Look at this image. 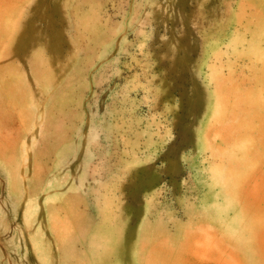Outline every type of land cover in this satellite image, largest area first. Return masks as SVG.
Wrapping results in <instances>:
<instances>
[{
  "label": "rangeland",
  "instance_id": "1",
  "mask_svg": "<svg viewBox=\"0 0 264 264\" xmlns=\"http://www.w3.org/2000/svg\"><path fill=\"white\" fill-rule=\"evenodd\" d=\"M15 11L0 8V264L54 255L67 195L71 213L91 201L96 239L125 228L131 264H264V0ZM118 140L125 183L108 182Z\"/></svg>",
  "mask_w": 264,
  "mask_h": 264
},
{
  "label": "crops",
  "instance_id": "2",
  "mask_svg": "<svg viewBox=\"0 0 264 264\" xmlns=\"http://www.w3.org/2000/svg\"><path fill=\"white\" fill-rule=\"evenodd\" d=\"M36 0H0V8H15L17 9V15L21 9H25L29 7ZM19 17V16H18ZM118 149L117 154L114 155V164L110 165L108 169V182H112L114 176L115 179L118 178L119 182H126V177L130 175V168L132 164V149L131 145H127L125 141L121 143V140H118ZM112 153V152H110ZM112 156V155H111ZM52 169L49 168L48 165L46 167V183L50 180V186L52 185L51 181ZM67 181V179H66ZM110 185V184H109ZM112 187V186H111ZM126 190L123 189L120 191V197L124 199ZM88 194L92 199L91 192ZM70 196L67 195V198L64 202V211L62 212L63 216V234L62 237L56 241H54L55 245L53 247L54 255L45 256L44 261L38 260V257L33 254L34 252L30 250L26 256L21 257V264H131V252H130V244L125 240V228L123 227L120 231L123 233L122 238L119 240H105L100 241L96 239L97 233L99 232V228L97 225H87L83 227L80 225L83 223L82 217L85 214H88L90 217V221L92 219V204L89 202V206H87L86 212L84 209L82 213L79 212H70L69 209V199ZM88 197V198H89ZM80 198H84L82 195ZM89 198V199H90ZM91 206V207H90ZM45 216L46 213L49 215L48 210V198L45 202ZM125 210H123L124 212ZM73 216H78L77 220L73 218ZM74 220V223H73ZM70 227H75V235L77 239H72V230ZM53 243V244H54ZM115 247L110 248L109 244L112 246L113 244H117ZM127 244L126 250L128 251V258H126V251L124 250V244Z\"/></svg>",
  "mask_w": 264,
  "mask_h": 264
}]
</instances>
